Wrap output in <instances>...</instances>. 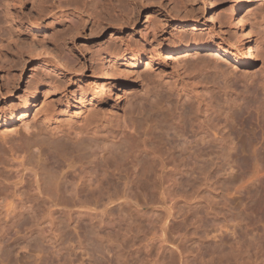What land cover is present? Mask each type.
Wrapping results in <instances>:
<instances>
[{
    "label": "rangeland",
    "instance_id": "rangeland-1",
    "mask_svg": "<svg viewBox=\"0 0 264 264\" xmlns=\"http://www.w3.org/2000/svg\"><path fill=\"white\" fill-rule=\"evenodd\" d=\"M5 1L0 264H264V0L243 10L259 54L221 72L202 51L166 68L160 53L170 38L227 47L233 0H13L23 27L6 18ZM127 52L144 55L118 60ZM36 87L29 130L14 123L3 139L1 120ZM81 92L107 99L76 123L65 111ZM21 138L89 145L90 178L87 160L74 153L68 169L47 142L11 156ZM63 173L83 179L57 182Z\"/></svg>",
    "mask_w": 264,
    "mask_h": 264
},
{
    "label": "bare ground",
    "instance_id": "bare-ground-1",
    "mask_svg": "<svg viewBox=\"0 0 264 264\" xmlns=\"http://www.w3.org/2000/svg\"><path fill=\"white\" fill-rule=\"evenodd\" d=\"M11 1H13V0H6L5 1L6 3L4 5V13L6 15V18H8L9 21L10 20H16L18 22V24L23 27L24 22H27L29 20H27L22 15L14 14L12 9L10 8L11 7ZM92 1L95 3L97 2L99 4L105 3V1H107L109 4H111L112 1H114V0H92ZM251 2H252V0H233L232 4L227 9L228 14L225 15L224 20H223L224 21L223 24L230 30V33H231V35H230L231 36V39H230L231 44L227 45V47L218 46V45L213 44L211 42H201V41H196V42L188 43V44H178V43H176V41H174V40H172V38H170L169 43L167 45H164V47H163V53H160L163 56V58H162L163 63L161 65L166 68L169 66V64H177V62L179 61V56L181 53H186L185 56L194 58L195 56L200 55V53H199L200 51L205 53L204 58H202V59L205 61L206 59L210 58L211 59L210 62L213 60L214 67H215V69H218V70L220 68L222 69V67H225L228 69H231V68L237 69L240 65L244 64L248 59L256 58L257 55L259 54L258 48H257L258 43L256 45V43L253 40L254 33H256V30L253 29V27H252L253 24L251 22H250V24H252V25L248 24L249 19H247V15L246 14L244 15V12H243V10ZM12 7H13V4H12ZM182 22H185V21L181 20V23ZM221 25H220V28H222ZM20 26H19V28H20ZM32 30L38 31L40 29L38 26H33ZM227 30H226V32H227ZM27 32H30V31H27ZM230 33H228V34H230ZM31 35L34 36L33 33ZM154 35H156L155 32H154ZM220 35H221V33H220ZM228 38H229V36H228ZM1 40H2V38L0 35V42H1ZM194 51H196V52H194ZM192 52H194V53H192ZM143 55H144V53L137 54L135 52H127L125 55H122V57H119L118 60H121V61L126 60V59H136L137 60L138 58H141ZM57 57L60 58L57 62H59V61H62L63 63L67 62V58L65 57V53H57ZM0 59H1V56H0ZM204 61H202V62H204ZM202 64H204V63H202ZM211 64H212V62H211ZM110 68H111L110 70L112 72L111 73L112 79L114 80L115 75H116L115 74L116 71L114 72L115 68L113 66H111ZM126 75H127V73H124L123 76L125 77ZM59 88H61V87H59ZM106 90H108L106 93L108 94L109 97H112V95H113V96L117 97V99L121 98V96L118 94V91H119L118 87L116 88L115 86H109V88ZM101 91H103V90H101ZM38 95H39V89L36 87L32 93L29 92L22 97V107H21L19 113L15 109L11 110L8 113V115L5 116L1 120V124L5 128V130L1 131V136H2V138L4 137L3 139H6V137H8L9 134L14 132V129H13L14 123H18V122L22 123V124H24L25 131L29 130L27 120L30 117V108L36 102ZM47 95H48V93L45 94V96H47ZM50 96L51 97L59 96V94L58 93L56 94L55 91H51ZM106 99H107V97L105 96V92L100 93V95H94V96L93 95L90 96V93H88V92H81L80 98L77 102V105H75L76 106L75 110L70 111L69 107H67V110L65 112L68 113L71 120H73L77 123L78 118L81 117L83 114H85L87 107H89L90 105H93L94 107H98V106H100V104L105 102ZM49 104L51 105V103H49ZM53 112L54 111H52L51 108H47V110L45 111V118L47 119V118H49V116H52ZM130 126L132 127V129H134V126L136 127V125L133 122L131 123ZM211 128L213 129V131H215L213 127H211ZM211 128H209L210 133L212 132ZM209 132H207V133L210 134ZM215 132H213V134ZM46 142H47L48 146L53 147L55 149H58L59 146L61 145L59 142H54V141H49V140L48 141L43 140L42 145H45ZM19 143H21V144L19 145L17 150L12 149V148L9 150L10 154H12L11 156H14V155H18V157L22 156V155L24 156L27 152H30L33 149L37 150V147L40 144L37 141L30 142L28 139H23V138L20 139ZM42 145L40 144V148ZM88 147H89V145H85V144L81 143V144H71V147H70L71 151H68L69 148H64V147H62V149L60 148L58 150L63 157H65V158L67 157L68 161H70V163H68V165H67L68 169L73 167V165H72L73 161L70 160L71 159L70 157L73 158L72 155L74 153H77V155L81 157L80 158L81 161L87 160L86 162L81 163V166L83 167V169L85 171H87L86 173L90 178V156H87V153H86V148H88ZM38 149H39V147H38ZM42 156L43 155H41V157ZM4 157H5V152L3 149H0V163H3ZM41 157L38 156L37 163L34 164V166H33L34 170L37 173H38V170L40 168L39 162L41 161ZM18 166L24 167L25 164L23 163V161H21L20 163H18ZM41 168H40V170L42 171ZM43 169H45V168H43ZM60 176L61 177L60 178L58 177L56 180H57V182H60L63 184H68V183H72V182L75 183V180L78 179V181H80L83 179L82 178L83 176H81L80 174L74 176L71 179H69L68 174H66V173L65 174L63 173ZM36 183H37V181H36ZM3 195H4L5 200H6L7 194L4 193ZM14 196L15 195H13V197L11 196L12 199L14 198ZM8 199H9V197H8ZM13 200H11L12 202L10 200H8L6 203V205L10 207L9 209L16 207V204L14 203ZM8 202H10V203H8Z\"/></svg>",
    "mask_w": 264,
    "mask_h": 264
}]
</instances>
